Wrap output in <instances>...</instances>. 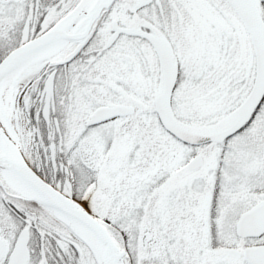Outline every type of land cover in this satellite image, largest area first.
<instances>
[{
	"label": "snow or ice",
	"instance_id": "6c2138e0",
	"mask_svg": "<svg viewBox=\"0 0 264 264\" xmlns=\"http://www.w3.org/2000/svg\"><path fill=\"white\" fill-rule=\"evenodd\" d=\"M0 264H264V0H0Z\"/></svg>",
	"mask_w": 264,
	"mask_h": 264
}]
</instances>
